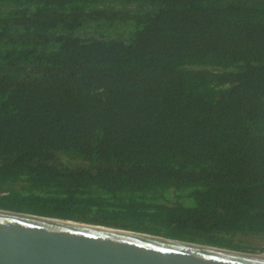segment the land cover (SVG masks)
<instances>
[{
	"label": "trees",
	"instance_id": "obj_1",
	"mask_svg": "<svg viewBox=\"0 0 264 264\" xmlns=\"http://www.w3.org/2000/svg\"><path fill=\"white\" fill-rule=\"evenodd\" d=\"M0 210L264 254V0H0Z\"/></svg>",
	"mask_w": 264,
	"mask_h": 264
},
{
	"label": "water",
	"instance_id": "obj_2",
	"mask_svg": "<svg viewBox=\"0 0 264 264\" xmlns=\"http://www.w3.org/2000/svg\"><path fill=\"white\" fill-rule=\"evenodd\" d=\"M0 264H264V254L0 210Z\"/></svg>",
	"mask_w": 264,
	"mask_h": 264
},
{
	"label": "rangeland",
	"instance_id": "obj_3",
	"mask_svg": "<svg viewBox=\"0 0 264 264\" xmlns=\"http://www.w3.org/2000/svg\"><path fill=\"white\" fill-rule=\"evenodd\" d=\"M258 242V241H257ZM258 245L262 246L264 248V242L262 243H257Z\"/></svg>",
	"mask_w": 264,
	"mask_h": 264
}]
</instances>
